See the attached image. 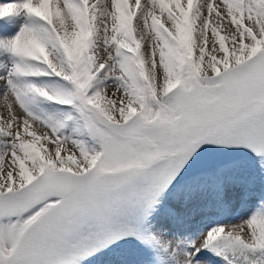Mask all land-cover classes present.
<instances>
[{
    "label": "snow or ice",
    "instance_id": "obj_1",
    "mask_svg": "<svg viewBox=\"0 0 264 264\" xmlns=\"http://www.w3.org/2000/svg\"><path fill=\"white\" fill-rule=\"evenodd\" d=\"M0 99V264H264V0H0Z\"/></svg>",
    "mask_w": 264,
    "mask_h": 264
},
{
    "label": "bare ground",
    "instance_id": "obj_2",
    "mask_svg": "<svg viewBox=\"0 0 264 264\" xmlns=\"http://www.w3.org/2000/svg\"><path fill=\"white\" fill-rule=\"evenodd\" d=\"M101 2H104V0H101ZM132 2H134V0H132ZM141 2L143 3L144 0H141ZM133 23L135 24V21H133ZM137 35H139V32H137ZM111 87L109 88V92H111ZM3 111V108H2V99H0V112ZM241 212H244V211H241L240 208L237 209V206H234L232 209L229 210V212H226V213H223L221 215H223L224 217V220H225V223H228V222H236L235 219H233L234 217L237 216V214L241 213ZM211 218H216V217H211Z\"/></svg>",
    "mask_w": 264,
    "mask_h": 264
},
{
    "label": "rangeland",
    "instance_id": "obj_3",
    "mask_svg": "<svg viewBox=\"0 0 264 264\" xmlns=\"http://www.w3.org/2000/svg\"><path fill=\"white\" fill-rule=\"evenodd\" d=\"M247 206H237V209L240 208L241 211H245Z\"/></svg>",
    "mask_w": 264,
    "mask_h": 264
}]
</instances>
